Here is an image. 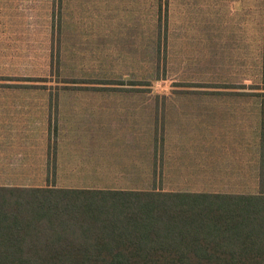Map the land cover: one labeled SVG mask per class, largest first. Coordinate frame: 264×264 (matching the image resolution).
Listing matches in <instances>:
<instances>
[{
	"label": "rangeland",
	"instance_id": "374dc122",
	"mask_svg": "<svg viewBox=\"0 0 264 264\" xmlns=\"http://www.w3.org/2000/svg\"><path fill=\"white\" fill-rule=\"evenodd\" d=\"M10 1L0 0V12L1 3L5 10ZM27 1L12 0L14 15ZM49 1L50 22L35 23L34 37L15 29L24 24L10 21L9 14L0 21V96L31 95L34 105V180H1L0 186H44L39 146L47 138L57 141L63 136L66 150L60 155H72L70 163L80 170L75 177H87L81 171L89 170L92 174L86 179L96 181H50L59 187L258 190L259 180H264V0H189L187 5L174 1L173 11L170 0H159L160 19L153 36L147 32L145 53L138 54L117 51L129 38L126 34L115 37L123 44L114 53L108 43L113 40L105 33L88 28L78 38L63 37L57 22L59 3ZM256 2L257 20L246 21L245 12L253 13ZM137 9L144 16L149 13L148 6ZM83 14L90 17L95 12L85 9ZM241 33L250 37L239 39ZM240 40L246 47L234 45ZM69 42L74 46L69 48ZM63 97L71 102H57ZM127 97L132 101H124ZM64 104L74 108L58 112L56 105ZM49 109L58 115L51 113L49 119ZM65 118L70 125L59 122ZM31 121L30 116L22 134L10 133L17 130L14 127L3 128L13 145H24L15 142L21 138L31 142ZM74 144L85 146L67 149ZM89 144H98L97 160ZM183 145L189 149H179ZM203 147L208 151L202 152ZM27 151L29 156L32 149ZM183 153L184 159L177 157ZM202 153L209 159L208 173L201 169ZM2 162L6 166L0 167V177L7 179L17 167ZM61 170L65 173L64 167ZM18 177L25 179L26 174Z\"/></svg>",
	"mask_w": 264,
	"mask_h": 264
},
{
	"label": "trees",
	"instance_id": "16d2710c",
	"mask_svg": "<svg viewBox=\"0 0 264 264\" xmlns=\"http://www.w3.org/2000/svg\"><path fill=\"white\" fill-rule=\"evenodd\" d=\"M259 184L255 192L0 186V264H264Z\"/></svg>",
	"mask_w": 264,
	"mask_h": 264
},
{
	"label": "crops",
	"instance_id": "0c3cea01",
	"mask_svg": "<svg viewBox=\"0 0 264 264\" xmlns=\"http://www.w3.org/2000/svg\"><path fill=\"white\" fill-rule=\"evenodd\" d=\"M57 1L59 3L58 10H57V16H58L57 22L59 23V26L61 27L63 31V37H68V39L78 38L77 36L80 35L81 32L84 30L88 31V28H89V31L92 33L99 32L102 35H104L105 33V36L108 40H111V38L113 40L112 43L108 42L109 45L113 47V48L109 47L112 49V53L116 51L118 46H121L123 44V43H120L117 39H115V37L118 38V35H121V34H126L129 36V38L123 39L124 46H122V48H119V50L117 51L121 53H133V54L135 53L138 54V53H143V52L145 53L144 49L146 48L147 32L149 36L151 37L153 36V32L155 31V28H156V23L159 21L160 19L159 15L161 13L160 4H159V10L157 9L158 8L157 2H159V0H57ZM174 1L176 3L183 1L185 2V5H187L189 2V0H170L171 2L169 6L171 8V10L169 9L170 11H173L172 6H173ZM49 2H50L49 0L35 1L34 3H33V0L27 1V4L25 5V7H23L24 10H22L18 16H16V14L14 15V6H13L12 0L7 4V6L10 5L9 12H8L7 6H6V9L4 10L5 4L3 5L1 3V5L3 6V9L0 12V21H3L5 16L9 14V16L11 15L10 19H12L10 21H13V23L15 21V23L17 22L20 24H24L21 27L15 26V29L20 30L21 28L22 29L21 31L24 30L26 33L23 36L25 37H28V36L34 37L33 34L35 30H38V27L37 25L35 26V23L44 22L43 20H45L44 23L50 22L48 19V14L50 13L49 10L51 7L49 6ZM198 2L201 3L202 0H198ZM139 5H142L144 7L148 6L149 13L146 14L145 12V16L143 13L140 14V11L137 9ZM256 6H257V2L253 6V9H254L253 13L251 10H249L251 11V13L245 12L246 21H256L257 20ZM85 9L86 11H89V12L94 11L95 12L94 16H90V17L82 16L84 15L83 11ZM170 13H173V12H170ZM241 15L244 16L243 13ZM13 16H14V19H13ZM46 17L47 19H45ZM246 17L248 18L246 19ZM38 18H40V21ZM237 18L238 17H235L236 20H238ZM142 20L143 22H141ZM86 23H89V24H86ZM93 23H96V24L93 25ZM135 23H150V25L149 27H147V25L144 24L142 27H140L139 25L137 26V24ZM242 37L248 38L250 37V33L249 34L247 33L244 36H242V33H241L238 38L242 39ZM72 44L74 46L73 42H69L68 47L69 46L72 47ZM234 45L240 48L242 46L246 47V42L245 44H243V40H240V42L234 43ZM69 97H63V99H61L62 98L61 97L59 100L57 99V102L65 101V102L70 103L71 100ZM4 98L5 99H2V97L0 96V167L3 164L4 166H6L5 162L4 163L2 162V160H4L7 162H11L12 163L11 166L17 167V169L15 170L13 169L9 171L10 177L7 179H2L0 177V181L6 180V181L31 182L34 180V175H33L34 173V169H33L34 154H33V148H32L33 147L32 134H34L33 96L31 95H7ZM113 100L118 101V102L121 101L117 98ZM124 101L129 102L132 100H130L129 97H127V99H125ZM2 102H4L5 104H3ZM122 107L125 108L124 105ZM56 108L58 112L59 110H63L64 112L68 113V110H72L74 107L69 104L65 106L64 104L60 106L56 105ZM126 108H128V106ZM135 108L136 107H134V109ZM137 109H139V107ZM49 112H50L49 119H50L51 113L53 115L54 113L58 115V112H51V109H49ZM6 114L7 115L15 114L16 116L17 115L19 116L17 118L12 119L13 117L10 118ZM30 116L32 120L31 121V128H32L31 142L25 141L21 138V140H18L15 142H23L25 143L24 145H17V143L16 145H13V137L11 139L10 137L7 138L6 135L8 132L6 133L5 129L3 130V128H7V127L13 128L14 127V128H17V130H12L10 133H14V135H18L19 133L22 134L23 129L21 130V128L24 124L25 126L29 124ZM63 121L59 119V122L62 123L63 125L64 124L70 125L69 122H66L67 121L66 118L63 119ZM17 125L20 127H18ZM25 133L28 135L29 132L27 129ZM53 135H56V130L53 131ZM62 141L65 144L66 141L64 140L63 136L60 139L57 138V141H56V138L50 141L47 138L46 143L43 146H39L43 150L41 159L45 166V170H44L45 171V176H44L45 183L51 180L61 181V182L62 181L63 182L64 181H86V182L96 181L93 178L86 179L92 174V172L89 170L81 171V173L83 174L84 173L88 174L87 177H85V175L84 176L79 175L80 177L78 176L75 177V174L78 175L79 174L78 171L80 170L75 169L77 166L73 167L72 164L70 163V161L72 160L71 154L66 153L65 155H60L61 150H64V151L66 150V144L65 146L63 144H60V142ZM27 143H29V146ZM81 146H85V145H80V144L75 145L74 144V147H72L71 145V147L67 149L70 151L76 150L78 148H81ZM89 146L90 144L88 145V148L91 149V151L92 150L94 151L95 158H96L95 160H97L98 149H99L98 144L91 145L90 147ZM57 147H59V149H57ZM14 149H19V150H14ZM24 149L25 150L32 149V151L29 153L30 158L28 156V151L24 152ZM179 149L187 150L189 149V147H187L186 145L185 146L183 145ZM108 150H110V148L106 149L107 151L106 154L108 153ZM204 150L208 151V147H203L202 152H205ZM57 151H59V153ZM185 156H187V154L183 153L181 155H178L177 157L184 159ZM204 156H205V160H207V163L205 164H204V159H203ZM202 160H203L202 165H201L202 172L204 171V168H206L207 169L206 171L208 173L209 172V163H208L209 159L206 158V154L204 155V153H202ZM53 161H54V169H53ZM11 163H8V164H11ZM62 167L65 168V173L62 172L64 170V169L61 170ZM23 168H25V170H23ZM58 173H60L61 175L64 174L70 177L61 178V177H58ZM23 174H26L25 179H22V177H18L19 175H23ZM28 174L32 176L28 178L27 176ZM75 178H79V179L76 180Z\"/></svg>",
	"mask_w": 264,
	"mask_h": 264
}]
</instances>
